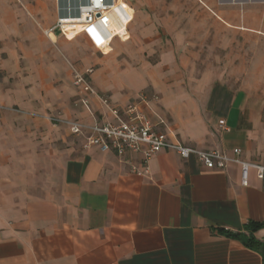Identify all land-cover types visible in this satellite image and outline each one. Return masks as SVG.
I'll return each mask as SVG.
<instances>
[{
	"label": "crops",
	"instance_id": "0c3cea01",
	"mask_svg": "<svg viewBox=\"0 0 264 264\" xmlns=\"http://www.w3.org/2000/svg\"><path fill=\"white\" fill-rule=\"evenodd\" d=\"M55 2L56 20L47 24L29 0H0V104L89 124L111 120L94 95L74 85L62 59L82 60L71 50L86 37L93 44L88 35L67 39L54 31L47 39L41 32L62 13ZM193 2L120 0L108 27L89 29L105 56L95 60L100 68L77 70H93L92 87L113 107L139 102L172 141L229 156L240 149L242 160L262 166L264 97L248 89L264 86V0H201V12ZM101 27L111 38H96ZM116 39L156 50V64L112 66L106 55ZM203 42L226 76L199 65ZM120 75L131 76V85L118 82ZM84 145L44 119L0 114V264H264L258 251L229 236L248 235L253 222L264 243L257 170L245 187L237 164L208 170L175 151L146 162L139 153Z\"/></svg>",
	"mask_w": 264,
	"mask_h": 264
},
{
	"label": "built area",
	"instance_id": "2783aa9c",
	"mask_svg": "<svg viewBox=\"0 0 264 264\" xmlns=\"http://www.w3.org/2000/svg\"><path fill=\"white\" fill-rule=\"evenodd\" d=\"M17 1L21 3L20 0ZM56 1L62 13L54 27L44 31L45 34L49 36L54 31H59L69 39L84 32L93 44L99 47L89 29L97 23L104 27L109 26L110 18L107 14L117 0ZM116 37L122 39L120 35H114L112 39ZM73 74L74 85L94 95L111 117V120L94 124L79 120L53 119L56 123H64L71 134L83 137L86 149L96 147L101 152H114L119 156L131 152L139 153L142 154L146 162L161 150L175 151L186 160L195 157L208 170H223L230 165L237 164L242 170L241 184L245 187L249 185L248 180L252 169L257 170L260 179L264 177V165L245 162L242 160L240 149H235L233 156H229L219 150H199L190 146L187 147L178 141H172L168 132L159 129V126L164 122L154 123L146 112L141 109L139 102L130 103L125 108L113 107L107 97L99 95L92 87L90 82V76L93 74L92 69H87L84 73H81L73 68ZM141 98L142 101L147 99L146 95ZM81 103L89 109L90 104L86 99ZM4 108L0 105V112ZM219 124L224 127L225 121L221 120Z\"/></svg>",
	"mask_w": 264,
	"mask_h": 264
},
{
	"label": "rangeland",
	"instance_id": "374dc122",
	"mask_svg": "<svg viewBox=\"0 0 264 264\" xmlns=\"http://www.w3.org/2000/svg\"><path fill=\"white\" fill-rule=\"evenodd\" d=\"M21 2H24V0H21ZM29 3H31L32 5L35 6V8L40 9V14L39 16L42 17V22L43 23H54V21L56 20V2L55 0H29ZM194 5L197 7L196 9H198L200 12L203 10V7H201V0H194ZM22 6V5H21ZM23 9L26 10L25 7L22 6ZM28 13V12H27ZM28 15L30 16V18H32V20L35 22V24L37 23L36 20V15H31L30 13H28ZM38 24H36L37 26ZM104 27V26H103ZM41 26L39 25V27L37 28L38 30H41ZM102 31H97V39H101L106 41L107 39H109V37L111 35H108L107 30H105V28L101 27ZM44 35V37H46L48 39V36L45 34V32L42 30L41 31ZM111 38V37H110ZM87 41H79L77 43H74L75 46L73 48V50H71L73 53H77V54H81L82 55V60L79 61H71L70 59L68 60L66 58L65 55H62V59L67 63V65H69V69L70 72H73V68L75 69H84L85 67H93L95 70H98L100 68V64L95 63V60H97V58H101V57H105L99 50L96 49V47L91 44L90 40L86 37ZM59 42H55L54 44L52 43V46L57 49L58 51H60L59 46H58ZM101 43V42H99ZM115 46H113V52L110 53L109 55H106V57L110 58L111 60L109 61V63L114 67L118 66L121 69H128V68H141L143 65H148V66H154L157 62V51H147V52H143L144 50L142 48L137 47L136 45H131L129 43V40L126 43L123 42H118V40L116 39L114 41ZM120 45V46H119ZM119 46V47H116ZM211 45L209 44V47ZM208 46L203 42V43H199L197 45V52L199 53V55H202L201 58L198 60L199 65L201 64L202 66H204V68H209V69H220L221 71H223L225 69V65L223 66V61L220 57H215L214 53H212L211 51L207 50ZM60 56V55H59ZM71 58V57H70ZM225 60V59H224ZM225 72V76H226V69L224 70ZM30 72H26L23 73L24 78L29 74ZM131 76H122L120 75L119 77H117V81L121 82L125 87H128L131 85ZM260 82L264 84V75H263V80H260ZM249 94L255 95V96H263L264 97V86L263 87H259V88H252V89H248ZM2 105V104H0ZM264 105V104H263ZM4 106V110H2L0 112L1 113H16L18 115H22L25 116L26 118L30 117V118H38V119H44L46 120L50 125H52L53 127H58V128H65L68 130V127L62 123V122H54L53 119H57V118H62L63 120H67L65 118L62 117V115L57 112V113H40L37 111H31V110H25L22 109L20 107H9L6 105H2ZM69 132V130H68ZM71 133V132H70ZM74 137H77L74 134H71Z\"/></svg>",
	"mask_w": 264,
	"mask_h": 264
},
{
	"label": "trees",
	"instance_id": "16d2710c",
	"mask_svg": "<svg viewBox=\"0 0 264 264\" xmlns=\"http://www.w3.org/2000/svg\"><path fill=\"white\" fill-rule=\"evenodd\" d=\"M246 228L248 235L235 234L229 236L239 239L247 248L258 251L264 257V243L255 238V233L261 228V226L257 223L251 222Z\"/></svg>",
	"mask_w": 264,
	"mask_h": 264
},
{
	"label": "bare ground",
	"instance_id": "6f19581e",
	"mask_svg": "<svg viewBox=\"0 0 264 264\" xmlns=\"http://www.w3.org/2000/svg\"><path fill=\"white\" fill-rule=\"evenodd\" d=\"M119 1H120V0H117V2L111 7V9H110V11L108 12V14L111 13V12H114L115 10H117L118 2H119Z\"/></svg>",
	"mask_w": 264,
	"mask_h": 264
}]
</instances>
